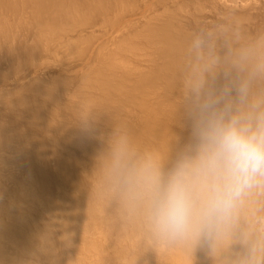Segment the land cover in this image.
<instances>
[{
  "label": "bare ground",
  "instance_id": "6f19581e",
  "mask_svg": "<svg viewBox=\"0 0 264 264\" xmlns=\"http://www.w3.org/2000/svg\"><path fill=\"white\" fill-rule=\"evenodd\" d=\"M29 1L31 2L29 4H32V6L34 7L32 8L34 10H31L34 12L33 17L36 16L39 20L38 23L40 24L39 29H37L40 33V36L37 37L38 36L37 34L39 33L36 31L37 32V33L35 32L36 39L34 40L32 39L33 41L31 43L27 42L29 41L28 39L26 41H21L19 39L20 36L23 35L21 34L23 30L22 32L20 30L21 33H19L18 36H17L18 32L17 31H16L17 33L14 32L16 26L19 24L18 22L20 19L18 17L19 7L21 6L20 8H22V3L20 2V0H11V1L7 0V2L6 0L5 2L4 0H0L1 12L3 13L5 11L7 12L9 11V13L7 12L5 13H7V15L9 14L8 15L9 20L10 21L12 20L15 25L14 26L12 23L8 24L10 21L5 22V18L8 19V17L6 16L5 13H3L5 16L4 15L2 16V13L0 12L1 13L0 16H2V18L0 17V74L1 75L6 74L5 71L8 70V67L9 70L7 72H11V74L13 73L15 75L20 67L18 66V64L20 65L22 63L23 65L24 63L25 65L27 61L30 62L29 60H31L32 62L33 59L35 61V57L36 56H37L36 58L39 57L38 55H40L39 54L40 51L50 52L47 50L52 44L56 43V39L59 37L58 34H61L60 38L62 37L67 38L69 36L68 32L70 31V29L64 33L65 31V29L63 28L64 24L67 25L65 22L68 21L69 23V21L70 22L73 21L75 23L73 22L71 23L73 25L75 24L74 26H77L74 28H78L79 26L82 27V25L85 26L83 22H86L88 19L92 20V22L93 21L96 22L95 20L98 18L97 15L102 16V13L105 14L108 10L110 12H113L117 8L120 2L123 3V0H29ZM159 1L161 0H155V1L149 0L147 3L144 4V9L146 11L153 9L154 5ZM135 2L136 0L134 1V3ZM24 3L26 2H23V5ZM122 3H121V7H122ZM3 5L4 7H6L5 5H7L6 8L8 9H3L4 8ZM114 5L116 8L114 7L113 11L110 10L111 7H113ZM1 7L3 8L1 9ZM229 9L232 10L231 13L235 14L237 7L231 6L229 7ZM10 12L11 14H13L14 18L10 17L12 16L10 15ZM96 13L99 14L96 15ZM224 14L226 15L225 17L226 19L227 17H229L230 20L231 18H233V16L234 18L236 17V19H238L237 15L230 16L229 14H227V12H225ZM175 16L171 18L174 19ZM27 17H28V13H27ZM234 18L233 20L237 21ZM75 19L78 20L74 21ZM171 20L172 19H170V21ZM173 21L171 22L173 23ZM177 21L179 22V20ZM195 21L194 23L197 24V22ZM174 22L176 23V21ZM38 23L36 25H38ZM167 24L169 25V23ZM10 25L11 26L13 25L15 28L12 27L13 28L12 29ZM161 25H160L161 28H159L158 26H157L158 28L155 27L157 30L156 29L154 30L153 28L151 30L149 29L148 31H151V33L148 31L146 32V33H150L148 35L151 36V40H149L150 36L147 38L145 37L146 35L144 36L145 40L147 39L146 42L151 41L152 43L153 41L152 44L154 45L152 44L150 45L151 47L154 46L156 50L154 49L152 51L158 53V56L160 58L158 57L157 61L160 60L161 63L156 64L157 61H155L153 57L156 58L157 56L155 55L157 54H152L154 53L152 52L151 57L152 55H154L152 57L153 60H151L153 61L151 63L153 64L152 67L151 68L149 67V69H145L146 72H143V70H141V73H139L140 70L138 71L136 70L139 73L138 74L135 71V74H137V78L135 75H134L135 77L133 76L134 78L132 77V79L135 78L138 79V80L135 79L136 81L135 84L133 82L135 88L133 86L132 87L136 90L138 88L140 94L138 93V91L136 90L134 91V89L131 87V89H133L132 91L138 93L139 95L141 94L145 95V93L147 94L150 93V95L148 94V97H146L145 99L147 98L149 99L150 97L151 100V95L152 97L153 95H155L154 98H156L155 101L153 100L152 103H151L152 100L147 102L148 105L145 112L146 114L143 115V116L146 115L144 121H142L143 119H140L142 122V123L140 122L141 125H139L140 124L139 122H138L139 124L138 123L135 124L138 126H135L134 123L132 122L133 126L137 128L132 127V123L129 120H132L130 119V117L132 118L133 110L129 113L128 111H126V109L128 110L127 102L129 99V97L128 99L126 98L128 96L126 92L128 91L129 87L127 88V90H126L127 86H125V89H123L124 84L122 78L121 76L119 77L116 76V74L118 73L113 74L115 73V71L113 72L108 70L107 72L109 73L108 74L109 76L111 73L114 75L113 76L114 78L112 77V80L111 77H106L107 76L105 75L107 74L106 72L103 74L104 77H101L102 76L101 73L100 74L101 76L97 80H98V84L101 82L100 83L101 88L99 91H101L102 95L100 97V101L101 98L103 100L101 102L98 101V104L96 102L97 105H95V103L93 102H90L89 100L85 103L90 102V104L92 103L93 107L94 106L95 108L99 107V112L101 111L99 114V116L101 115L100 120L102 122L104 121V118L106 120V122H103L104 127H107V125L105 124L107 123L109 124V126H111V128L108 127L110 128L109 130H113L114 127H116V130L114 129L113 132L115 131L116 133H118L117 131L121 130V132H119L118 135L117 134L115 135V142H113L115 144H112L113 148L111 149L112 146L110 148L105 147L108 145L106 144L108 143L107 141L109 140L108 136L107 137L105 136L108 140L107 139L104 140L105 137L103 136L102 138L103 140L101 139L102 140L101 144L103 141L106 142L105 143L103 142L102 145L98 142L99 146L95 145L96 143L93 144L89 142L84 143L82 145L76 144V146H78V150L80 151L81 156L85 160L90 159V161L92 162L94 160L99 162L98 170L96 172L92 171L93 174L92 176L89 175L84 176L85 171L82 172L81 169H84L85 167L79 166V165L85 166L83 163H79V164L73 163L74 164L73 165L65 161L64 159H60L59 157L58 158L56 157L55 159H49L47 155L40 153V151L33 154H31V152L29 153L30 157L28 156L29 158L28 161L30 162L29 165L30 172L28 176H29V181L31 182V185L33 186L34 190L32 193L26 192L25 194L22 195L20 199L21 201L18 203V205L20 206L18 210L21 211L19 215L10 218L8 213L7 214L5 213L4 219L0 220V264H264V229L262 228L259 229L256 223L253 222V220H251V213L253 214V212H254V216L256 215V217L258 215L261 216L262 213L264 214L263 207H261L264 206V204L262 205L259 204V201L261 202L260 196L264 195V189H254L245 198L244 201L246 202V204L244 205L245 209L240 208L234 223L227 231H225L223 234L214 238L211 241L201 238L195 243H192L190 241H183V240H175V241L165 240L156 236L149 228L142 211L134 207L133 204L124 195L117 169V150L121 149L124 151L133 152L132 150L136 151V149H133L132 146L136 145L134 148H138L139 146L141 147L142 144L144 143L143 144L144 147L147 146V148H145L144 150V148L139 147L141 151L139 149L138 151L141 152L142 155L146 153H151L154 154L155 156H158L162 166V171L164 172L169 171L173 167L179 154L190 143L193 142L192 133L196 121L200 118L201 115H207L211 111H214V109H212L213 104L212 106L211 105L209 106L208 102L206 103L207 105L202 106V104H200V106L197 105L191 107L192 105L191 102L194 101V100L191 101V99H193L194 97L198 98L199 95L201 94V96H203L202 99L208 98L210 102L214 103L216 107L218 106V108L220 105H221L220 107L223 109L225 107L233 108L232 110L233 113H235L237 109L245 110L247 105L252 103L254 100L264 101V95H263L264 49L263 48H262L263 51H257L256 50L257 47H255L254 49L252 45L253 47L252 53H250L249 51L246 52L248 49L246 46L245 48L247 49L244 50L245 52H242L243 50L241 52H236L239 51V50H235L237 49V47L234 50L231 48H228V50L226 49L227 54L224 57L221 56L223 57L221 59V64L218 66L219 63H216L217 64L216 66L218 67L213 68V69H217L215 74L212 73L213 71L211 72H209V70L207 71L208 74H213L210 76V75H206L207 73L206 70L201 71V69L200 70L198 69V71H196V69L194 68L191 69L190 66L186 70L187 64H185V62L187 60H188L187 61L188 64L189 63L191 64L193 63V61L197 63L196 60L200 59L199 57H197V59L195 60L194 56L192 57V53L195 51H193L194 46L191 44V42L194 41L193 39L194 37H191L192 38L191 42H189L191 32L189 33L190 34L189 38H187L188 34L186 32H184L187 34L186 36L183 32L182 33L180 32L181 34L179 33L176 34V31L180 27L182 28V31L187 30L188 28L183 30L184 27L180 26L178 28L177 26L178 24H177L176 25L178 28L177 29L174 28L175 24L174 25L171 24L173 25L172 26L173 30H171L170 29L171 25L169 26H167L166 24L165 26H161ZM92 26L94 25H91V27ZM184 26L186 27V25ZM162 27L164 29H162ZM57 30H62L60 33L58 32L57 34L58 36L56 35ZM174 30L175 32H172ZM26 32L25 35L28 34V33L26 34ZM42 32L44 33L43 35H41ZM45 34L46 36H48L46 38L48 41H46V43L44 44L43 38L41 36H44ZM228 34L229 33H226L225 37L226 36L229 37L231 32L229 35ZM222 35L224 36V34ZM123 36L126 37L125 35ZM223 36H221V38ZM228 37H226L227 42L229 40H232L233 36L231 35V37H229L231 39H228ZM186 39L188 40V43L185 41ZM234 39L235 38L233 37V40ZM237 40L239 41V39H237L236 37V41ZM189 43L191 44L190 45L191 49L190 47L188 48L186 46ZM258 45L259 42L257 43V46ZM220 47L223 48L222 46ZM254 50L257 52L255 53ZM34 53L37 54L35 55ZM32 54L33 56H31ZM22 55L23 56L27 55L26 59L27 58L30 59L24 61L25 59L22 58L23 57ZM133 55L135 54L133 53ZM120 56L122 55L120 54ZM256 57L258 58L260 57L261 59L260 58L259 59L261 61H259V59H257ZM21 58L23 61H20ZM110 60H112V58H110ZM14 63L15 64L17 63L16 66H18L17 67L18 70H15L16 68L14 67L15 66ZM5 64H7L8 66L7 69L4 71L2 70V68ZM203 65H206V63ZM10 66L12 67L10 68ZM12 68L15 71H13ZM22 69L23 68H21V70ZM126 70L127 73L126 72L123 73L124 74L126 73V75L128 73L130 74V71H128V69ZM192 70L196 71L197 73L195 74L194 71ZM2 71L4 73H2ZM11 74H9V77ZM117 78L121 80L115 81L114 79ZM123 79L125 78L123 77ZM159 83H161L159 85L160 88L158 91L159 93L155 92L157 93V96L155 93L151 94L154 91L146 92L145 89H147L148 87H149L148 89L151 91L152 89L150 88L153 89L155 87L158 88ZM38 84H40V82ZM43 86L41 85V88H43ZM31 87L35 89L34 88L35 86H31ZM242 87L246 88V97L244 99H242L240 93V89ZM22 88L23 87H21V89ZM58 89L59 88H57V90ZM232 89L234 91H231ZM54 90H56V87L54 88ZM156 90L157 89L155 88V91ZM38 91L37 94L39 96L40 93ZM46 91L48 93L44 92L43 95V92H41L40 94L41 97L39 96L40 98L45 97L44 104L42 103L43 101L40 102V100H38L39 102H37L34 99L35 102L37 103L36 104L33 100H30L28 96H24V97L19 96L20 97L19 100L22 99L20 102L21 103L23 102V105L25 106L24 107L23 105H21L22 107H24V109H22L23 110L22 112H24L25 110L27 111L26 112L27 119H25V123L27 122L28 125L32 126L31 127L32 129L33 126L39 122H41L43 126L46 123L48 124L47 122L48 120H46V118L44 117L45 114H43L42 112L44 109L42 111H39V108L41 106H45L49 102H52V104L49 103L48 105H52L53 107V105L55 104L56 106L59 105V107L61 108L60 106L62 105L61 101L64 100V99L60 100V98L62 97L59 98L58 97L59 95L56 96L55 93H58L59 91H56L54 93L55 95H53L54 92L53 89L52 90L50 89V92L49 90ZM51 91L53 92L51 93ZM116 91L119 93L121 92L122 94L124 93L123 98H121V96H119L120 97L119 98L117 96L118 94L116 93ZM129 91L128 93L129 95H131L132 92L130 88ZM32 92L33 91L31 90V93ZM181 92L184 93L186 96H188L189 99L186 98L184 100L183 99L180 100L179 96L181 95L180 94ZM196 92L199 94H197ZM34 93H36V91ZM115 95L117 96L116 98L114 97ZM177 95L179 96L177 97ZM232 95H234L235 97H232ZM36 96H34L33 98H35ZM47 100L49 102L46 103ZM204 102L205 101H203L202 103ZM81 104L82 102H80L79 105ZM38 105L40 107H38ZM92 105L89 107H92ZM67 106L68 105H66V108ZM87 108L88 106L86 108L84 107V109ZM106 109H107L106 112L110 114L105 112ZM134 112L136 111L134 110ZM124 113L126 114L125 116L127 115L129 116V119L128 116L127 119L125 118ZM130 113L131 116L129 115ZM15 114L17 113H14V115ZM138 116L139 117L135 115V117H137L135 119H139L140 117H142L141 114H138ZM123 117L124 119H126V121L123 120ZM21 118L22 117H20V119ZM71 120H74V118L72 119L71 117ZM41 124H39V126L42 127ZM111 124L114 126L113 128ZM2 125H0V152L2 151L1 149L6 147L7 142H9L8 139L14 137L13 136L14 133L10 134V132L4 128L5 125L3 127ZM57 125L58 127L60 125L62 126V124H57ZM57 125H55L56 128L54 129H53L54 125L53 126L51 125L52 126L51 132L57 129ZM170 125L172 127L170 129L174 131L175 134L174 133L171 134L170 133L171 130L170 131H167L168 129L166 130V127L168 128L170 127ZM39 126L36 125L34 127H37L36 129L39 128L38 131L44 129L42 127V129L40 130L41 127ZM173 127L175 128V130H173L174 129ZM46 128H49V126L47 127L46 125L45 130ZM117 128L119 130H117ZM60 129L61 131H59ZM62 129L63 126L57 130L58 132H60L59 133L60 135L62 134L61 136L63 137V134H65L63 130H67V127L66 129L63 130ZM122 130L124 135H126L127 137L123 135ZM34 132H36V130ZM118 136L119 137L124 136V138L121 137L119 138ZM84 141H86V139ZM32 149L34 150L33 147ZM142 152H144V154ZM24 162L25 160L23 159L22 163ZM4 185L5 184H3V186ZM8 246H11L10 247L11 248L10 250L12 251L11 256L9 254L10 250L9 252L7 250ZM10 257L12 258L8 259ZM223 257H225L224 261L220 262Z\"/></svg>",
  "mask_w": 264,
  "mask_h": 264
},
{
  "label": "rangeland",
  "instance_id": "374dc122",
  "mask_svg": "<svg viewBox=\"0 0 264 264\" xmlns=\"http://www.w3.org/2000/svg\"><path fill=\"white\" fill-rule=\"evenodd\" d=\"M134 1H132V0H130V1L125 0L124 1L123 0V3L119 1L120 5L119 4H118V6L116 5L117 8L115 7V5L113 7H111L110 10H112V11H113L114 7L116 8L113 12H110L108 10L109 12L107 11L108 12L107 13L105 11L106 13L105 12H104L105 14L102 13V16L97 15L100 12L96 13L98 18L95 20L96 22L93 21L94 24H93L92 20L88 19L86 22H83L85 24V26L82 25V27L79 26L78 28H74L77 26H74L75 24L73 25L71 23L73 21H71V22L69 21V23H68V21L65 22L67 25L64 24V27H63V25H62V27L65 29L64 33L70 29V31L68 32L69 36L67 38H64V37L60 38L61 34H58V32L60 33L62 30H57L56 35L58 34L59 37L56 39V43L52 44L48 48L47 51H50V52H43V51L41 52L40 51L39 52L40 55H38L39 56L38 58H36L37 56L36 57L34 56L35 61L33 59L32 62H31V60H29L30 62H28L27 59H30V58L26 59L27 55H24L25 58L22 55L23 56L22 58L25 59L24 61H27L26 62L27 64L25 63V65H24V63H23V65H22V63L20 62L21 64L20 65L18 64V66H20L19 70H18V68H17L18 66H16L17 63L16 64L14 63V65H15L14 67L16 69L14 67L13 68L15 70H18L15 75L13 73L11 74V72H7L9 70V67H8V70L5 71L7 69V66H8L7 64L4 65L5 67L3 66L2 70H4L6 72V74H4L5 76L3 74L2 75L0 74V125H2V123H3L2 127L5 125L4 128L7 129V131H9L10 134L14 133V135H13L14 137L12 136L13 138L8 139V141H9V142H7L8 146L6 145V147L1 149L2 151L0 152V182H1L0 183V220L4 219L5 213L6 214L8 213L10 218H13V217H16L17 215H19V213L21 211L18 210L20 207L18 205V203L21 201L20 199H21L22 195L25 194L26 192L32 193L34 190L33 186L31 185V182L29 181V176H28L29 172H30L29 171L30 162L28 161V159H29L28 156H29L30 152H31V154H33V153L40 151V153L47 155L49 159H55L56 157L57 158L59 157L60 159H64L65 161H67L71 164L83 163L85 166H82V165H79V166L85 167L84 169H81L82 172L85 171L84 176H87V175L92 176L93 175L92 171L96 172L98 170L99 162L96 160H94L92 162V161H90V159L85 160L81 156L80 151L78 150V146H76V144L82 145L84 143L89 142V143H93V144L96 143L95 145L99 146V143L101 144V141L103 140L102 139L103 136L104 137L108 136L109 140L106 137L104 138V140H106V139L108 140L107 141L108 143H106L108 145L105 147L110 148L112 146L111 147V149H112L113 148L112 144H115V143H113V142H115V135L116 134L118 135V133L121 132V130L117 131L118 133H116L115 131L113 132L114 129L116 130V127H114L112 124H111L112 128L114 127L113 130H109L111 128V126H109V124H107V123H105L107 125V127H104L103 122H106V120H105V118H104L103 122L100 120L101 115L99 116V114L101 111L99 112V107L96 106L97 108H95V106L93 107L92 103L90 104V102H93V103H95V105H97L98 101H100V97L102 95L101 91H99L101 88L100 87V83H101L100 81L101 80L99 81L100 83L98 84L97 79H99V77L101 76L100 75L101 73H102L101 77H104L103 74L105 72L107 73L108 70H110L113 72L115 71V73H113V74L118 73V74H116L117 77L121 76L123 84H124L123 89H125V86H127L126 90L129 87L131 92H132V94L129 95V93H128L129 88H128V91L126 92L128 94V96L127 95H126L127 97L125 96L127 99L129 97L128 102H127L128 110L126 109V111H128V113H129L133 110L132 111V118L130 117V119H132V120H129V121L131 123L133 122L134 125L137 124L138 122L140 123L141 122L140 119H143L142 121H144V118L146 115L145 116H143V115L146 114L145 112H146L147 105H148L147 102L152 100L151 101V103H152L153 100L155 101L156 98H154L155 95H153V97L151 95V100H150V97H149V99L148 98L145 99L146 97H148V94L150 95V93L147 94V93L143 92V93H145V95L144 94H141L142 96L139 95L140 91H138L137 85H136L137 90L134 89L135 88L134 84L136 82L135 79L137 78V74H135V71L140 70L139 73H141V70H143V72H146L145 69H149V67L151 68L153 65V64H151L153 62L151 60L154 59L155 61H157V58L159 57L158 53H156L155 51H152L155 49L154 46L151 47V45H150L153 43V41H152V43H151V41L146 42L147 39L145 40V38H144L145 35H146L145 36L146 38L150 36V35H148L151 33V31H148L149 29L151 30L153 28L155 30L156 29L155 27H157V26L159 28H161L160 27L161 24H163L161 26H165V24L167 26H169L171 24H173V25L175 24L174 28H177V26H178V28L180 26H182V27H184L183 30L188 28L187 30H184V31H182L181 27H180L181 31H180V28L179 29L177 28L178 30L175 29L178 31V32L176 31V34L177 33L181 34L182 32L183 33L186 32L188 35L186 33H184V34H185V36L187 35V38H189V35L191 34V36L189 38L190 39L189 42H191V39H192L191 37H194L193 38L194 41L191 42V44L194 46L193 51H195L192 53V57L194 56L195 60L197 59V57H199L200 59L196 60L197 63L195 61H193V63H191V64L189 63L190 65L188 64V62H187L188 60H187L186 61L187 63L185 62V64H187L186 70L190 66L191 69L194 68V69H196V71H198V69L199 70L201 69V71L206 70V72L209 70V72L213 71L212 73L215 74L217 69H213V68H217L221 64V59L227 54L228 48H231L234 50L237 47V49H235V50H239V51H236V52H241L242 50H243L242 52H245L244 50H246L248 48L246 52L249 51L250 53H252L253 47H254V49H255V47H257L256 48L257 51H263L262 48L264 49V0H161L154 5L153 9H151L149 11H146L144 9V4L147 3L149 0H136L135 3H134ZM4 2H5V0H4ZM6 2H7V0H6ZM20 2L22 3V8H20L21 7L20 6L19 12H18L19 13L18 17L20 19L16 16L19 19V22L17 21L19 24L18 23H17L18 25L16 24L17 26H16V29L14 30V32L17 31L18 33L17 32L16 33L18 36V34L21 33L23 30V32L21 34H23L24 37H23V35L20 34L21 36L19 35L20 36L19 39L21 41H26L28 39L29 41H27V42L31 43L34 39H36L35 38L36 37L35 32L37 31L39 33V31L37 30V29H39V25H40L38 23L39 20L36 16L33 17L34 12L31 10H34V9H32L34 7L32 6V4H29V3H31L29 0L28 1L23 0V2H26V3H24V5H27V6L23 5L22 0H20ZM124 2H126V3H124ZM121 3H122V7H121ZM4 4H6V3H4ZM5 6L7 7V5H5ZM228 6L229 7L236 6L237 7L236 13L235 12H234L235 14L231 13L232 10L229 9ZM3 7H4V5H3ZM3 7H1V9ZM6 7H4L3 9H8ZM0 12H1V10H0ZM5 12H7V11H5ZM5 12H3V13H5ZM225 12H227V14H229L230 16L231 15H237L238 19H236V17L234 18V16H233V18L236 19L237 21H234L233 18H231L232 19V21H231V19L229 20V17H227V19H226L225 18L226 15L224 14ZM1 13H0V15H1ZM3 13H2V16L4 15ZM7 13H9V11ZM7 13H5V14L8 17V19L5 18V22L10 21L9 16H8L9 14L7 15ZM27 13H28L29 18L27 17ZM10 15H12L10 17L14 18L13 14H11V12H10ZM2 16H0V17L2 18ZM173 16H175L174 19L171 18ZM99 17H101V18H99ZM104 17H105V19H104ZM12 18H10V19H12ZM170 19H172L171 21H173V20L176 21V23L174 21L172 23L170 21ZM15 20H16V18H15ZM77 20L78 19H75L74 21H77ZM177 20H179L180 23ZM11 21L8 24L12 23L14 25L13 21L12 22ZM104 21H105V23H104ZM194 21L197 22V24L194 23ZM91 22H92V24H91ZM37 23H38V25H36ZM73 23H75V22H73ZM167 23H169V25ZM13 25L12 26L10 25L11 28L12 27L15 28L14 27L15 25L14 26ZM34 25H35V27H34ZM91 25H94V26L91 27ZM173 25H171V28H170L171 30H173V28H172ZM184 25H186V27ZM41 26H40V28H41ZM162 29H164V28L162 27ZM20 30H21V32H20ZM175 30L172 32H175ZM26 31H28V32H26ZM147 31L150 33H146ZM25 32H26V34L27 33L28 34L25 35ZM225 32L229 33V34L231 32L229 37H231V35H232L235 39L233 40V37H232V40H229L227 42L226 37H228V36L225 37V35H226ZM33 34H35V35H33ZM43 34L44 33L42 32L41 35H43ZM222 34H224V36ZM241 34L244 36H242ZM37 35H38L37 37H39L40 33ZM123 35H125L126 37H124ZM221 36H223V37L221 38ZM41 37L43 38V43L45 44L46 41H48L46 39L48 36H46V34H45L44 36H41ZM229 37H228V39H231ZM236 37H237V39H239V41L238 40L236 41ZM220 39H223V40H220ZM149 40H151V36L149 37ZM185 41L188 43L187 39ZM258 42H259V45L257 46ZM147 43H149V44H147ZM191 44L189 43L188 44L189 46L188 45H186V46L189 48ZM152 45H154V44H152ZM252 45H253V47H252ZM220 46H222L223 48H221ZM245 46L247 48H245ZM130 49H132V50H130ZM190 49H191V47H190ZM258 49H261V50H258ZM188 51H190V50H188ZM257 51H255V53ZM152 52H154V53H152ZM133 53L135 55H133ZM151 53L157 54V55H155L157 57L155 58V57H153L154 55H152V57H153V59H152ZM189 53H191V52H189ZM34 54L36 55L37 53H34ZM120 54L122 56H120ZM125 55H127V56H125ZM31 56H33V54ZM31 56H29V57H31ZM221 56H223V57H221ZM190 57H191V55H190ZM22 58L20 61H23ZM110 58H112V60H110ZM256 58L259 59L260 57L259 58L256 57ZM260 59H259V61H261ZM190 60H191V58H190ZM190 60H189V62H190ZM158 61L156 62V64L161 63L160 60H158ZM205 63H206V65H203ZM216 63H219L218 66H216L217 65ZM131 64H132V66H131ZM209 64H211V65H209ZM148 65H151V66H148ZM12 66H13V64H12ZM12 66H10V68ZM147 66H148V68H147ZM21 68H23V69L21 70ZM107 68H110V69H107ZM12 69H10V70H12ZM14 69H13V71H15ZM126 69H128V71H130V74L128 73L126 75V73H127ZM137 71H136V73H138ZM192 71H194V70H192ZM196 71H194L195 74L197 73ZM119 72L120 73L122 72V73L120 74ZM123 72H126V73L124 74ZM133 72H134V74H133ZM2 73H4V72L2 71ZM9 74H11L12 77H11V75L9 77ZM108 74L109 73L105 74V75H107L106 77H111V80H112V77L114 75L111 73L109 76ZM213 74H208V72L206 73V75H210V76ZM134 75L136 76V78L132 79V77ZM7 76H8V78H7ZM122 76L125 79H123ZM92 77H93V79H92ZM2 78H5V79H2ZM114 80L120 81L121 79L119 80L117 78ZM136 80H138V79H136ZM39 82H40V84H38ZM133 82H134V84H133ZM35 83H36V85H35ZM160 84L161 83L158 84V88L155 87L157 89L156 91H155V88L154 89L150 88V89H152V91L149 90L148 86H147L148 90L147 89H145V90H146V92L147 91H150V92L154 91L153 93H151V94H154L155 92L159 91V89H160L159 85ZM41 85L42 86L44 85L43 88H45V89L47 88L46 90H49V92H50V89L51 90L53 89L54 92L51 91V93L53 92V95L56 94V96L59 95L58 96L59 98L62 97V98H60V100L64 99L63 101H61L62 105H63V106L60 105L61 108L59 107V105H57L59 107L58 108L54 103L53 104L55 106L53 105V107H52V105H48L49 103L52 104V102H49L48 100L46 101V103L47 102H49V103L46 104L45 106H41L42 108L38 105V107H40L39 111H42L44 109L42 112H43V114H45L44 117L46 118V120H48L47 122L49 125L47 123L44 125L45 127H46V125H47V127L49 126V128H46L48 133L46 132L45 127L39 121H38L39 123L35 124L34 126H36V125L39 126V124H41L42 127L44 128V129H42V127L39 126V127H41L40 130L42 129L41 131H38L39 128L36 129L37 127H34V126L32 129L31 128L32 126L28 125L27 122L25 123V119H27L26 118V112L27 111L25 110L24 112H22L23 111L22 109H24L25 106L23 105V102L22 103L20 102L22 99L19 100V98H20L19 96H21V97L28 96V98L30 100H33L34 102H35V100L37 102H39L38 100H40V102L43 101L42 103L44 104L45 103V99H44L45 97L40 98L41 97L40 94L45 89L41 88ZM31 86H35L34 87L35 89H33ZM21 87H23L22 88L23 90L21 89ZM53 87L54 88L56 87V90H54ZM131 87L134 89V91L135 90L138 91L139 94L132 91L133 89H131ZM57 88H59V89L57 90ZM19 89H20V91H19ZM36 89H38V90L40 89V90L38 91ZM31 90L33 91L32 92L33 94L31 93ZM34 90L36 91V93H34L35 92ZM46 90L44 92H47ZM28 91H29V94H28ZM37 91L40 93L39 94L40 97L38 96ZM56 91H59V92L55 93ZM231 91H234V90L232 89ZM19 92H21V93H19ZM44 92H43V95H44ZM160 92H161V90H160ZM116 93L118 94L117 95L118 97L121 96V98H123L124 93L122 94L120 92L121 93L120 94L117 91H116ZM194 93H195V91H194ZM262 93H263V91H262ZM36 94H37V96H36ZM155 94L157 96V93H155ZM180 94H181L180 96L177 95V97L179 96L180 100H182V99L184 100L186 98L189 99V97L186 96L184 93L181 92ZM197 94H199V93H197ZM197 94H195V95H197ZM263 95H264V93H263ZM34 96H36V97L33 98ZM117 96L115 95L114 97L116 98ZM137 97H139V98H137ZM199 97L198 98L194 97L193 99H191V101L194 100L193 102H191V104H192L191 107L197 106V105L200 106V104H202V106L207 105L206 103L208 102L209 106L210 105L212 106V104H213L212 109H214L215 111H219V109L220 110L223 109L220 107L221 105L219 106V108H218V106L216 107V105L214 103H211L208 98L202 99L203 96H201V94L199 95ZM232 97H235V96L232 95ZM16 99L19 101H17ZM65 99H66V101H65ZM88 100L90 102L85 103ZM102 100L103 99L101 98V101ZM138 101H140V102H138ZM198 101H199V103H198ZM203 101H205V102L202 103ZM80 102H82L81 105H79ZM96 102H97V104H96ZM132 102H133V104H132ZM84 104H86V105H84ZM21 105H23L24 107H22ZM66 105H68L67 106L68 109L66 108ZM82 105H84V106H82ZM91 105H92V107H89ZM87 106H88V108L84 109V107L86 108ZM62 107H63V110H62ZM129 107H131V108H129ZM132 108H134V109H132ZM97 109H98V111H97ZM134 110L136 112H134ZM231 110H233V108H231ZM106 111H107V109L105 110V112ZM14 113H17L18 115L17 114L14 115ZM21 113L22 114L24 113V114L22 115ZM106 113H108V112H106ZM108 114H110V113H108ZM126 114H127V112H126ZM126 114L124 113V116ZM138 114H141L142 117H140L139 119H135V118L140 116V115L138 116ZM129 115L131 116V113ZM135 115L137 117H135ZM68 116L70 117V119ZM127 116H125L126 119H127ZM133 116H134V119H133ZM15 117H16V120H15ZM20 117H22L24 119H22V118L20 119ZM71 117H72V119L74 118V120H71ZM12 119H13V121H12ZM18 119L22 120V121H19ZM126 119H124V117H123V120L126 121ZM128 119H129V116H128ZM134 120H136V121H134ZM10 122H11V124H10ZM50 122H51L52 126L54 125L53 129L56 128L55 125H57V124H62L63 129H66V127H67V130L62 129L65 133V134H63V137L61 136L62 134L60 135L59 134L60 132H58V130H57V129L61 128L62 126L60 125L61 127L60 126L58 127V125H57V129H55L54 131L51 132L52 126L50 125ZM76 122H78V123H76ZM127 122H128V120H127ZM54 123H56V124H54ZM133 123H132V127L137 128V127L133 126ZM141 123L139 125H141ZM65 124H66V127H65ZM135 126H138V125H135ZM108 127H110V128H108ZM107 128H108V130H107ZM170 128H172L171 125L168 128L166 127V130L168 129L167 131H170L171 130ZM75 129H77L78 131ZM35 130H36V132H34ZM56 130L58 133L56 132ZM117 130H119V129L117 128ZM173 130H175V128ZM59 131H61V129ZM171 131H170L171 134L174 133V131H172V132ZM31 132H33V133H31ZM50 132H51V134H50ZM122 133H123V130H122ZM122 133H120V134H122ZM41 134H43V135H41ZM123 135H124V133H123ZM124 136H126V135H124ZM124 136H122V137L120 136V137L124 138ZM78 137H79V139H78ZM85 139H86V141H84ZM88 139H90V140H88ZM75 141H77V142H75ZM103 142H102V144H103ZM143 144L141 147L144 148V150H145V148H147V146L144 147ZM135 146L136 145L132 146V148L136 149V151H134V150H132V151L135 152V154H137V155H142L141 152L138 151L140 146L138 148H134ZM32 147L34 148V150L32 149ZM3 150H4V152H3ZM142 153L144 154V152H142ZM22 155H23V157H22ZM19 158H20V161H19ZM21 158H22V160H21ZM23 159L25 160L24 163H22ZM17 164H19V165H17ZM9 171H11V172H9ZM86 173H88V174H86ZM21 175H23V176H21ZM3 184H5L4 185L5 187L3 186ZM7 185H8V187H7ZM260 197H261L260 198L261 202L259 201V204L262 205V204H264V195H261ZM262 197H263V199H262ZM245 204H246V202H244V204L241 208L245 209V207H244ZM261 207H263V210H264V206H261ZM251 220H253V222L256 223V225L259 227V229H261V228L264 229V225H263L264 224L263 223L264 222V214L263 213L261 214V216L258 215L257 217H256V215L254 216V212H253V214L251 213ZM10 247L11 246H8V249H7L8 252L11 249ZM11 252L12 251L10 250V252H9L10 256L12 254ZM11 258L12 257H10L8 259H11ZM224 258L225 257H223L220 262L224 261Z\"/></svg>",
  "mask_w": 264,
  "mask_h": 264
},
{
  "label": "clouds",
  "instance_id": "9594fccd",
  "mask_svg": "<svg viewBox=\"0 0 264 264\" xmlns=\"http://www.w3.org/2000/svg\"><path fill=\"white\" fill-rule=\"evenodd\" d=\"M240 93L244 99L246 88ZM192 136L167 172L154 154L117 150L125 197L165 240H213L232 226L245 198L264 189V101L201 115Z\"/></svg>",
  "mask_w": 264,
  "mask_h": 264
}]
</instances>
